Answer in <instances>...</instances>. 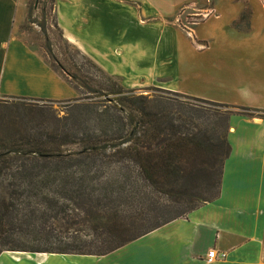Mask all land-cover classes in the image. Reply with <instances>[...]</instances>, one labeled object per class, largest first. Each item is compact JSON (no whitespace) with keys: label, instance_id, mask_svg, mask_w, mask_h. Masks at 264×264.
Here are the masks:
<instances>
[{"label":"trees","instance_id":"16d2710c","mask_svg":"<svg viewBox=\"0 0 264 264\" xmlns=\"http://www.w3.org/2000/svg\"><path fill=\"white\" fill-rule=\"evenodd\" d=\"M249 18L247 8L232 28L240 30L242 22L247 31ZM64 73L70 86L68 77L80 83L71 86L79 95L69 101L71 118L52 134L27 131L0 152V254L103 256L185 217L218 197L222 164L230 151L229 117L264 120L261 110L210 103L216 117L213 142L212 137L193 133L198 114L190 103L136 96L134 90L111 86L99 90L115 98L96 103L80 91L94 93L92 87ZM201 118L207 124L205 113ZM69 146L75 149L62 150ZM191 153L201 159L187 171L184 165ZM196 168L213 177L209 184L213 193L167 216L168 204H160L154 193L173 195L171 187L183 175L192 176Z\"/></svg>","mask_w":264,"mask_h":264},{"label":"crops","instance_id":"0c3cea01","mask_svg":"<svg viewBox=\"0 0 264 264\" xmlns=\"http://www.w3.org/2000/svg\"><path fill=\"white\" fill-rule=\"evenodd\" d=\"M30 1L0 0V98L74 100L66 80L18 36ZM243 3L227 18L230 27L248 7ZM188 7L217 11L191 0H54V18L63 39L124 88L212 100L193 89L212 81L203 64L227 57L228 45L208 55L213 40L197 42L193 30L188 37L176 23ZM226 142L218 197L185 217L103 256L2 252L0 264H264V120L230 116ZM210 251L215 258L208 261Z\"/></svg>","mask_w":264,"mask_h":264},{"label":"rangeland","instance_id":"374dc122","mask_svg":"<svg viewBox=\"0 0 264 264\" xmlns=\"http://www.w3.org/2000/svg\"><path fill=\"white\" fill-rule=\"evenodd\" d=\"M207 1L213 7L215 6L217 11L209 18L190 26L194 38L197 42L213 40L216 43L215 48H212L213 50H210L208 55L216 56L215 51L224 50L225 44L228 45L226 53H229L227 57L221 53L220 60H217L215 66H210L215 63L211 60L207 62L209 64H203V70L211 74L210 79L213 82H205L200 88L193 89L195 93H202L212 100H204L158 87L134 90L136 96L172 98L196 106L194 111L198 114V119L194 121L196 128L193 129V133L199 138L203 134L212 137L213 123H215L216 117L213 116L212 111L215 107L210 103L241 106L256 110H260L258 108L264 106V8L261 3V1L264 3V0H245L250 10V22L246 32L244 23H238L240 30H235L230 27L227 21L234 9L243 8V0H191L198 7L209 5ZM186 12L188 13L190 10ZM190 13L192 14V11ZM217 14L220 15V18L215 19ZM185 17L187 22L192 21L186 15ZM18 34L29 49L41 58L47 66L56 69L58 75L63 77L66 75L64 71H68L92 87L95 90L94 93H87L80 89L84 93L83 97L91 99L89 101L101 103L104 100L115 98L113 95L103 94L99 90L100 87L111 86L115 89L129 90L124 88L118 79L108 78L92 68L87 59L77 54L71 48L73 46L65 42L55 24L53 0H38L36 5L35 0H31L28 6L27 19L21 25ZM203 58L204 60L207 59L206 54L202 55L201 59ZM57 64L61 69L58 68ZM200 65L198 64L199 69H201ZM68 81L71 86L80 87L78 81L71 82L69 77ZM168 93L177 94L184 98L172 97ZM125 95L129 96L130 94ZM73 112V103L69 101H20L16 98H0V152L9 147V142L12 139L24 135L27 131L39 129L52 134L61 130L64 120L71 118ZM204 113L208 117L207 124L201 118ZM74 149L75 147L69 146L62 150L73 151ZM198 155V153H191L184 168L190 169L196 163L198 165L199 159H201L198 158ZM195 170L192 176L183 175L177 186L171 187V191L174 192L173 195L154 193L155 200H158L160 204H168L167 216L174 215L179 209L189 206L191 202L198 204L200 200L210 197L213 193L209 187L213 177L204 169L197 170L196 168ZM187 195H193L194 198L190 199Z\"/></svg>","mask_w":264,"mask_h":264},{"label":"built area","instance_id":"2783aa9c","mask_svg":"<svg viewBox=\"0 0 264 264\" xmlns=\"http://www.w3.org/2000/svg\"><path fill=\"white\" fill-rule=\"evenodd\" d=\"M207 4H209V1H207ZM190 10V12L192 11V14L190 12H186ZM185 12V13H184ZM183 14H187L186 16L191 18L192 21L187 22L186 21V17H185V23L182 25L180 24V19L182 18ZM212 14V11L210 9H203L202 11L196 10L195 8L191 7V8H183L180 10V12L178 13V18L176 19V23L178 25H180L181 29L183 30V32L190 38H192V30L190 28V26L195 25L196 23H198L199 21L208 18L210 15ZM224 256L222 255L221 258H223ZM208 261H211L215 258V252L214 251H210L208 253Z\"/></svg>","mask_w":264,"mask_h":264},{"label":"water","instance_id":"95a60500","mask_svg":"<svg viewBox=\"0 0 264 264\" xmlns=\"http://www.w3.org/2000/svg\"><path fill=\"white\" fill-rule=\"evenodd\" d=\"M38 3V0H35V5ZM63 71V70H62Z\"/></svg>","mask_w":264,"mask_h":264}]
</instances>
